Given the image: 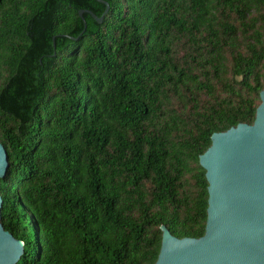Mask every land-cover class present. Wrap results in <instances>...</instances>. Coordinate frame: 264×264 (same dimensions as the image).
Wrapping results in <instances>:
<instances>
[{
    "label": "trees",
    "instance_id": "16d2710c",
    "mask_svg": "<svg viewBox=\"0 0 264 264\" xmlns=\"http://www.w3.org/2000/svg\"><path fill=\"white\" fill-rule=\"evenodd\" d=\"M0 0V180L17 264H155L205 232L199 157L251 126L264 0ZM85 23V26H84Z\"/></svg>",
    "mask_w": 264,
    "mask_h": 264
},
{
    "label": "water",
    "instance_id": "95a60500",
    "mask_svg": "<svg viewBox=\"0 0 264 264\" xmlns=\"http://www.w3.org/2000/svg\"><path fill=\"white\" fill-rule=\"evenodd\" d=\"M99 18L102 23L110 6ZM85 26V23H84ZM251 126L239 124L213 134L211 145L199 157L208 184L205 232L200 239H177L163 225L155 264H264V87ZM9 169V158L0 144V180ZM0 190V264H17L24 244L4 228Z\"/></svg>",
    "mask_w": 264,
    "mask_h": 264
}]
</instances>
